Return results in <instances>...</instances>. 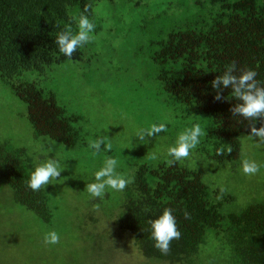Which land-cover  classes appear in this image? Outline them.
<instances>
[{
    "label": "trees",
    "instance_id": "obj_1",
    "mask_svg": "<svg viewBox=\"0 0 264 264\" xmlns=\"http://www.w3.org/2000/svg\"><path fill=\"white\" fill-rule=\"evenodd\" d=\"M96 1L0 0V79L27 105L36 138L48 137L67 147L88 145L89 131L74 125L80 117L68 115L53 91L18 78L25 71L43 72L64 62L84 61L87 44L68 58L59 53L55 40L69 26L73 33L78 31L72 17H78L85 4H92L87 15L93 20ZM194 4L197 13L172 28L166 39L152 40L147 56L157 66V79L170 105L180 104L187 113L211 118L205 140L211 145L208 158L236 166L242 151L240 137L249 134V122L230 112L240 102L231 96V88L221 85L214 90L211 81L228 72L226 65L235 61L232 75H239L241 69L255 70L264 86V0H194ZM217 91L218 101L213 99ZM255 126L259 128L261 122ZM101 147L107 154L112 152ZM220 148L224 155H216ZM166 161L141 164L124 190L119 216L102 215L97 220L101 219L100 227L91 220L89 237L97 235L108 242L110 228L120 236L129 232L140 253L159 264H200L203 251L216 239L228 250L232 264H264V201L225 213L217 197L232 201L233 196L211 189L201 171L180 161L168 166ZM34 170L26 149L0 144V179L10 188L13 202L51 223L49 189L33 192L25 185ZM165 208L173 210L182 234L172 241L168 256H162L148 239L147 221ZM185 210L191 219H184ZM84 219L88 223L89 218Z\"/></svg>",
    "mask_w": 264,
    "mask_h": 264
},
{
    "label": "rangeland",
    "instance_id": "obj_2",
    "mask_svg": "<svg viewBox=\"0 0 264 264\" xmlns=\"http://www.w3.org/2000/svg\"><path fill=\"white\" fill-rule=\"evenodd\" d=\"M197 11L194 0H97L91 20L96 26L94 38L85 47L84 61L64 62L43 72L25 71L18 78L53 91L68 115L80 117L74 125L89 131V141L106 138L112 145L110 154L101 150L94 155L88 145L67 147L48 137L36 138L27 105L0 79V144L26 149L34 169L49 158L64 169L46 186L51 223L13 202L10 188L0 179V264H159L140 253L129 232L120 236L110 228L108 242L97 235L89 237L91 220L97 222L104 214L119 216L124 191L106 189L103 198H92L85 187L95 182L94 173L107 157L115 158L116 172L132 182L141 164L171 159L167 149L175 145L180 132L195 124L206 134L180 163L201 171L211 189L224 188L225 194L234 197L232 201L217 198L223 211L237 212L264 201V167L254 176H245L241 170L244 159L264 165V148L243 134L236 166L208 158L211 145L205 140L211 118L187 113V107L180 104L170 105L157 79V66L147 56L152 40L166 39L172 28ZM153 123L166 124L167 131L148 138V143L139 142L136 131ZM154 153L157 159H150ZM51 231L59 234L60 242L45 245L43 237ZM215 241L203 251L200 264H232L228 250Z\"/></svg>",
    "mask_w": 264,
    "mask_h": 264
},
{
    "label": "clouds",
    "instance_id": "obj_3",
    "mask_svg": "<svg viewBox=\"0 0 264 264\" xmlns=\"http://www.w3.org/2000/svg\"><path fill=\"white\" fill-rule=\"evenodd\" d=\"M92 10V4L84 5L83 11L78 17L73 16L72 21L76 23L78 31L73 33L71 27H67L64 31L58 33L55 43L58 46L60 54L71 58L78 48L85 46L93 40L92 33L95 30V24L89 19L87 13ZM236 62L232 61L228 66V72L224 75L217 76L211 81L212 88L218 90L221 85L223 88H231V96L240 101L234 107L230 108L233 116L243 117L249 122V134L247 139L254 141L256 147L264 148V86L256 79L258 73L252 69H241L239 75L231 73L236 68ZM218 101L221 99L219 91L213 97ZM260 121L261 126L257 128L256 122ZM167 131V126L164 123H153L146 128H140L136 131L135 136L139 137V142L148 143V138H155L162 132ZM206 133L201 129L199 124L193 125L178 134L174 146L167 149V156L171 157L166 161L168 166H173L175 163L187 159L190 156V151L195 149L200 143V137ZM105 137H99L95 140H90L88 147L93 150V154H98L101 151V145L105 151H111L112 145L105 142ZM51 151V149H49ZM231 153V148L228 149ZM216 155H224V149H217ZM150 159H157L154 153ZM117 160L112 157H107L103 166L94 173L95 182L86 185L85 189L92 198H103L106 194V189H111L117 192H122L126 189L130 180L116 172ZM264 165L257 164L253 160L244 159L241 162V170L245 176H254ZM61 169L58 161L49 158L45 162L35 167L30 178L25 181L27 188L33 192H38L45 186L50 184V181L60 177ZM221 195L225 192L224 188L220 189ZM218 199L221 197H217ZM184 219H191V214L185 210ZM148 239L153 242V247L162 255L168 256L171 253V245L173 240L181 239V232L176 225V218L173 215V210L165 208L161 215L155 219H149ZM60 242V236L57 232L51 231L45 233L43 243L45 245H56Z\"/></svg>",
    "mask_w": 264,
    "mask_h": 264
}]
</instances>
